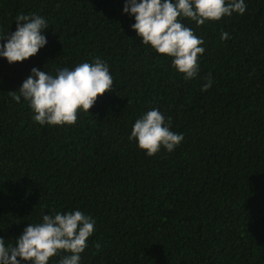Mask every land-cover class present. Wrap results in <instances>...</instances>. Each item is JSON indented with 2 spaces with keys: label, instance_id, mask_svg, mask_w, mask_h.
<instances>
[{
  "label": "trees",
  "instance_id": "trees-1",
  "mask_svg": "<svg viewBox=\"0 0 264 264\" xmlns=\"http://www.w3.org/2000/svg\"><path fill=\"white\" fill-rule=\"evenodd\" d=\"M245 4L244 14L199 27L181 20L205 49L197 76L185 80L171 57L142 43L124 0H0V36L16 30L19 14L49 25L36 55L0 57L6 246L44 214L78 209L95 220L80 264H264V0ZM96 58L107 62L113 90L74 125H40L28 101L9 95L33 67L55 76ZM152 109L183 134L172 152L148 156L129 139Z\"/></svg>",
  "mask_w": 264,
  "mask_h": 264
},
{
  "label": "clouds",
  "instance_id": "clouds-1",
  "mask_svg": "<svg viewBox=\"0 0 264 264\" xmlns=\"http://www.w3.org/2000/svg\"><path fill=\"white\" fill-rule=\"evenodd\" d=\"M245 0H124L123 12L133 16L131 25L142 43L150 45L158 54L172 58V66L184 79L189 80L199 72V56L205 52L204 40L181 20L190 19L202 26L206 21H219L233 12L244 14ZM16 30L0 36V57L11 64L23 62L36 55L47 44L43 31L47 20L36 14H19L15 18ZM23 21L21 24L20 22ZM224 32L221 39L227 40ZM113 78L106 61L96 58L93 63H80L74 69L61 68L53 76L36 67L17 91L9 95L16 102L21 97L29 102L35 113L33 119L40 125H74L78 112L89 113L97 97L113 90ZM212 86L209 76L202 91ZM171 117H165L158 109H152L138 118L129 139H135L138 147L148 156L161 148L172 152L183 141V134L171 130ZM95 220L80 210L44 214L42 222L28 224L17 238L15 245L5 244L0 237V264H48L51 257L64 252L59 264H80L81 253L87 240L95 231ZM97 249L100 245L96 244Z\"/></svg>",
  "mask_w": 264,
  "mask_h": 264
}]
</instances>
